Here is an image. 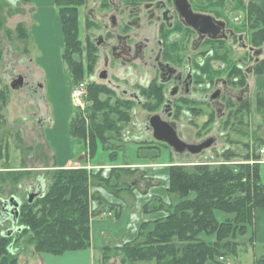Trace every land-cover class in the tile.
<instances>
[{"label": "trees", "instance_id": "1", "mask_svg": "<svg viewBox=\"0 0 264 264\" xmlns=\"http://www.w3.org/2000/svg\"><path fill=\"white\" fill-rule=\"evenodd\" d=\"M226 1L230 0H218V3L227 8ZM87 3L88 0H55L64 35L62 58L65 73L74 86L85 81L87 88L86 116L80 110H75L70 121V135L84 144L89 138L91 157L95 156L100 145L110 152V159L115 161L113 143L126 144L131 141H124L123 132L127 125L133 123L137 104L91 78L98 56L90 39L86 38L84 44L80 39L81 9ZM3 6L4 2H0V10ZM241 10L246 13L245 20L250 25L249 44L264 47V6L259 0H249L240 7ZM17 26L21 40L31 39L23 24ZM4 31L7 38L11 37L10 30L5 28ZM234 57L228 48L225 55L217 54L209 58L205 66H196L202 73H209L211 81L226 73L230 84L243 87L247 80ZM219 60L226 63V71L222 73L215 72L213 68L212 62ZM236 75L243 79L233 82L231 78ZM253 75L264 76V58L254 65ZM142 94L147 99L142 108L157 112L164 102L163 89L153 81ZM1 96L3 98V91ZM229 104L227 116L220 123L221 133L234 131L248 135V131L241 127H249L250 115L255 111L261 123L254 131L253 143L228 139L231 144L240 145L244 152H237L229 146L223 150L213 148L215 155L210 160L177 162L168 167L170 178L167 192L170 198L159 206L164 215L144 222L138 236L121 247L106 246L101 264H111L114 258L112 252L119 256L120 264H225L221 257L236 256L242 245L252 244L251 240L241 242L238 237L252 229L256 210L264 208V164L260 163V149L264 146V137L260 134L264 127V91L256 88L253 98L246 99L240 105L231 104V101ZM1 106H4L3 102ZM191 110L195 115L201 113L197 107ZM88 120L89 125L86 124ZM216 121L215 116L210 115L209 120L198 129L197 135L200 138L207 136ZM156 144L169 147L157 141ZM149 148L157 149L154 153V157H157L159 146ZM6 157L4 150L0 149V160ZM53 160L52 165L45 166L50 170L44 172L47 187L43 196L33 203H29L28 198L21 202L18 217L21 230L8 236L0 225V264H20L21 256L28 250L33 255H63L90 249L92 219L107 212H113L119 218L122 213L121 205L106 200L103 193L99 194L100 191L115 186L119 191L135 189L134 182L119 177L114 181L113 173L123 171L129 176H136L138 168L113 167L105 171L88 170L86 167L60 168L54 157ZM3 169L0 171V198L8 193V198L17 196L15 190L32 170H25L28 167L23 166L19 168L23 171L10 167ZM92 188L97 190L94 192ZM93 200L99 202L95 210L92 209ZM216 212L230 217L220 221ZM203 235L212 236L214 240H206ZM256 264H264V258Z\"/></svg>", "mask_w": 264, "mask_h": 264}, {"label": "flooded vegetation", "instance_id": "2", "mask_svg": "<svg viewBox=\"0 0 264 264\" xmlns=\"http://www.w3.org/2000/svg\"><path fill=\"white\" fill-rule=\"evenodd\" d=\"M4 1L12 6L23 2ZM217 1L88 0L81 9L85 11V39L93 42V50L98 56L97 66L101 64L103 67L101 71L96 67L92 80L110 86L141 108L147 102L142 91L147 90L153 81L163 89L164 102L157 112L142 108L150 116L152 136L150 118L154 115L172 125L180 138L183 136L181 123L186 119L197 128V119L202 115L206 116L203 124L214 115L217 123L212 129H220V123L229 111V101L240 105L254 95L249 78L254 76V65L262 59L264 48L249 44L250 25L245 20L246 13L228 17L227 9ZM188 10L195 15L211 17L214 27L210 29L202 24L207 31L196 30L189 25ZM244 23L245 27H241ZM228 48L234 53L237 66L247 80L243 87L228 82L226 73H222L226 71V63L222 60L212 62L214 71L222 73L213 81L209 73H202L196 66H205L207 60L217 54L225 55ZM238 51L243 52L238 55ZM242 79L237 75L231 78L235 83ZM193 107L200 108L201 113L195 115L191 110ZM12 209V202L0 200L2 228L12 227L13 217L9 213Z\"/></svg>", "mask_w": 264, "mask_h": 264}, {"label": "rangeland", "instance_id": "3", "mask_svg": "<svg viewBox=\"0 0 264 264\" xmlns=\"http://www.w3.org/2000/svg\"><path fill=\"white\" fill-rule=\"evenodd\" d=\"M248 1L249 0L226 1L228 17L238 15L240 13V7ZM259 1L262 5L264 4V0ZM0 2H4L5 4L3 9L0 10V93L1 91L4 92L3 98L2 96L0 97V149H3L8 156V158L6 157L4 160H0V171H3L4 167L23 171L24 169H19L22 166L28 167V169L25 170H32L28 173L29 175L25 176L18 186V189L15 190L20 202V200L28 198L26 196L28 188L35 184L39 178H43L46 170H50L45 166L53 164V157L55 158V155L45 135L46 129L51 126L49 119L52 113L44 89L39 88V86L43 87V83H41L40 80L43 72L37 69V66L30 60L31 57L36 56L37 52L34 51L31 39L29 38L25 41L21 40L17 31V25L23 24L30 33L29 25L32 20V11L27 5L28 1L26 2L23 0V2H20L16 6H12L4 0H0ZM84 13L85 11L83 12L82 10L80 17V39L83 44L86 37ZM241 13L244 14L245 12L241 10ZM5 28L10 30L11 37H6ZM242 52L243 51H238L237 54L240 55ZM261 57H264V53H262ZM102 68L101 64L97 66L98 71H101ZM19 75L24 76L25 85L22 89L13 90L10 83L18 78ZM109 80H111V77H109ZM101 82L108 83L107 81ZM73 88L72 90L74 91L76 87L74 86ZM252 88H254V86ZM72 95L73 92L71 91V102L73 104ZM2 102L4 106H1ZM81 112L86 116V107ZM134 113L133 123L127 125L123 132L124 141H131L126 144L118 141L113 143V147L115 148L113 151L116 152L115 161L110 159V152L103 150L100 145L97 147L95 156L91 157L89 151V138H87V142L84 144L82 140L73 139L71 137L72 140H76L83 145V148L81 147L82 149L80 148L78 153V155H82V159L78 160L79 157L77 156L67 168L86 167L88 170H104L102 166L110 162L112 163L110 164V168L121 166L138 168L139 170L136 176L130 175L131 177L123 171L113 173L114 181L119 177L120 179L123 178L125 181L134 182V190L119 191L117 190L118 186H115L110 187L109 190L100 191L99 194L102 195L103 193L102 196H104L106 200L120 204L122 213L118 219L115 214L112 216L105 214L92 219L93 225L94 221L103 223L98 229H96V227L93 228L94 232L104 231L106 234L103 236L101 235L103 240L99 241V245L105 242L106 245L111 247L116 245H118L117 247H121L126 242L132 241L138 236L141 225L144 222L156 220L164 215V211L159 208V206L162 202H168L170 198L167 192L170 178L168 167L179 161L181 163L207 161L212 159L215 155L212 151L213 149H209L200 155H177L170 147L156 144L152 136V131L149 128L150 116L146 111L140 106H137ZM205 119L206 116L204 115L198 117L197 128L203 125ZM260 123L258 115L253 111L250 115L249 127L244 125L241 127V129L248 131V135L237 134V132L234 131H226L224 135L220 136L221 129L216 127L215 129L211 128L209 134L201 139L197 136L198 129L190 125L185 119V121L181 123L182 128L180 129L183 130V136H181V138L188 144H194L200 143L208 137H215L216 144L214 148L217 150H223L226 146H229L237 152H244L240 145L231 144L228 139L253 143L254 131L260 126ZM86 124L89 125V120ZM260 134L264 137V127H262ZM150 146H159L160 149H158L159 154L157 157H154V153L157 149H150ZM140 147H142V149H139ZM80 151H82V153ZM94 159L95 161L93 164L98 165V168H88V165H91V160ZM135 162H138L140 165L137 166ZM165 163L168 164L166 165ZM44 185L47 187V181H45V179ZM96 190L97 188H92V191L95 192ZM9 195L10 193L6 194L2 199H8ZM98 207L99 202L93 200L92 209L95 210ZM217 218L221 220L220 217L217 216ZM3 230L7 231L8 228L5 227ZM203 237L206 240H214L212 236L203 235ZM99 252L102 256L101 250L96 251L97 254H99ZM263 253L264 247L261 245L257 247H254L252 244L242 245L238 254L230 257V259L232 264H256L258 260L264 258ZM111 255L114 256L111 264H120L119 256L114 254V252H112ZM32 258L33 253L31 250H28L26 254L24 253V255L21 256L20 264H36L35 261H32Z\"/></svg>", "mask_w": 264, "mask_h": 264}, {"label": "crops", "instance_id": "4", "mask_svg": "<svg viewBox=\"0 0 264 264\" xmlns=\"http://www.w3.org/2000/svg\"><path fill=\"white\" fill-rule=\"evenodd\" d=\"M27 5L32 11L29 31L34 51L37 52L36 56L31 57L30 60L37 66V69L43 72L40 79L43 87L39 86V88L44 89L52 113L49 119L52 127L50 126L46 129V140L51 149H53L52 152L55 155L57 166L67 168L77 156L79 157L78 160L82 159V155H78V153L80 148H83V145L76 140H72L70 136V121L75 108L71 102L73 84L64 71L62 61L64 42L62 22L57 12L55 0H28ZM22 77L24 78V76ZM249 79V84L251 87L254 86V90L260 88L264 91V76H252ZM80 152L82 153V151ZM94 161L95 159L91 160V165H88V168H98V165L93 164ZM110 164L112 163L109 162L107 165L102 166L104 171L110 168ZM135 164L137 166L140 165L138 162H135ZM165 164L167 165L168 163ZM36 186L41 187L44 191V177L39 178L30 187ZM216 214L221 218L220 221L230 217L222 212H216ZM102 224V222L94 221L93 225V221H91L90 249L67 252L63 255L35 254L32 261H35L36 264H101L103 249L108 245L105 242L99 245V241L103 240L101 235L106 234L104 231L95 233L93 228L96 227L98 229ZM238 240L241 242L251 240L254 247L258 245L264 247V208L256 210L252 229L246 235L239 237ZM97 250L102 251V256L100 252L99 254L96 253Z\"/></svg>", "mask_w": 264, "mask_h": 264}, {"label": "water", "instance_id": "5", "mask_svg": "<svg viewBox=\"0 0 264 264\" xmlns=\"http://www.w3.org/2000/svg\"><path fill=\"white\" fill-rule=\"evenodd\" d=\"M186 16L188 18L189 25L193 26L196 30L200 32L207 31V28H203L202 24H206L212 29L213 21L212 18L205 15H195L192 13L191 10H188L186 13ZM220 25L224 26V23L220 22ZM103 78H106L104 75ZM24 79L22 76L14 79L12 83L10 84L11 88L13 90H19L23 87ZM150 125L153 128V137L155 140L159 142L166 143L168 146H170L176 153L183 154L185 152L190 153L191 155H198L202 153L203 151L211 148L215 144V138L210 137L206 140L202 141L199 144H188L184 142L177 134L175 129L170 125L168 122L163 121L159 115H154L150 118ZM43 196V189L41 187H33L32 190H28V200L29 203H33L36 198ZM10 202H12L13 209L9 212L12 216V224L13 227L7 232L8 236H11L12 234L18 232L21 230L20 227H18V217H19V207L20 203L16 201L15 197H12L10 199Z\"/></svg>", "mask_w": 264, "mask_h": 264}, {"label": "built area", "instance_id": "6", "mask_svg": "<svg viewBox=\"0 0 264 264\" xmlns=\"http://www.w3.org/2000/svg\"><path fill=\"white\" fill-rule=\"evenodd\" d=\"M85 94H86L85 84L81 83L78 86H76V89L73 91V95H72L73 104L77 108L82 110L86 107ZM261 153H264V147L262 148ZM221 260H224V258L221 257ZM226 264H231V262H226Z\"/></svg>", "mask_w": 264, "mask_h": 264}, {"label": "bare ground", "instance_id": "7", "mask_svg": "<svg viewBox=\"0 0 264 264\" xmlns=\"http://www.w3.org/2000/svg\"><path fill=\"white\" fill-rule=\"evenodd\" d=\"M37 71V70H36ZM126 184V183H125Z\"/></svg>", "mask_w": 264, "mask_h": 264}]
</instances>
